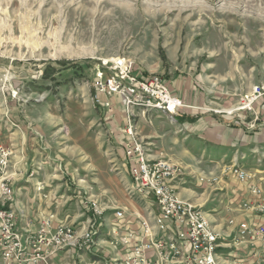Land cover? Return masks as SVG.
Returning a JSON list of instances; mask_svg holds the SVG:
<instances>
[{"label":"rangeland","instance_id":"obj_1","mask_svg":"<svg viewBox=\"0 0 264 264\" xmlns=\"http://www.w3.org/2000/svg\"><path fill=\"white\" fill-rule=\"evenodd\" d=\"M119 58L132 62L136 74L191 77L217 102L211 112L234 116L236 127L254 133L263 124L264 0H0V142L12 141L5 121L13 128L16 120L29 123L49 162L67 174L65 193L89 197L104 212L84 193L91 185L95 193L96 171L82 161L69 131L71 121L96 118L91 78L97 67ZM254 88L260 94L242 104ZM238 157H225L215 175L230 174L240 184L222 171L233 162L242 167ZM206 173L204 185L218 181ZM80 177L86 181L77 185ZM102 236L107 238L100 228L96 237Z\"/></svg>","mask_w":264,"mask_h":264},{"label":"crops","instance_id":"obj_2","mask_svg":"<svg viewBox=\"0 0 264 264\" xmlns=\"http://www.w3.org/2000/svg\"><path fill=\"white\" fill-rule=\"evenodd\" d=\"M165 80L171 93L177 95L184 105L174 114L151 109L145 115L139 112L133 117V111V131L143 142L146 155L149 158L165 157L182 167V175L174 182L176 192L181 199L199 205L217 231L238 228V220H232V224L226 220L231 216L244 218L253 225L264 223V216L240 210L241 202L248 197L244 185L236 183L230 174L226 177L215 175L225 157L230 158L239 152L238 163L255 174L264 198V120L259 131L254 133L236 127L232 124L234 116L211 112L217 102L209 96V89L191 77L177 75ZM103 100L106 104L95 107L97 116L94 120L71 121L73 127L69 133L73 145L83 152L82 161L88 159L86 166L96 171L98 184L94 185L95 193L90 190L92 185L85 186L84 193L94 196L105 207L100 228L107 238L95 237L94 245L83 250H63L50 259V264H121L126 250L114 244L111 238V233H117L113 221L116 208L123 211L120 219L122 232L131 231L134 238L148 240L143 236L139 222V216H142L155 237H162L161 222L157 220L158 206L148 195H137L132 191V177L124 158L126 113L122 97L114 95ZM16 122V128L8 121L4 127L7 129L5 137L13 141L9 145L13 148L8 173L11 175L18 226L35 230L40 219L50 213L54 214V222L61 221L75 227L84 223L90 212L78 193H65L69 184L65 178L67 174L58 163L53 165L54 162H49L34 127L24 121ZM14 123L11 120V124ZM95 124L97 127H93ZM70 125L68 123V127ZM110 153L113 156L109 157ZM55 157L60 159L58 155ZM95 158L102 160L104 167L100 168ZM206 160L214 161L209 163ZM86 166L81 170L85 172ZM210 171L218 181L204 185L205 180L201 178L206 179V172ZM80 181L86 179L78 178L77 185H81ZM208 189L213 190L212 194ZM165 233L168 237H177L174 226H165ZM233 238L227 236V246L218 248L222 263L229 262L223 258L226 256L251 257L254 250H263L262 246L251 247L248 242L232 248Z\"/></svg>","mask_w":264,"mask_h":264},{"label":"built area","instance_id":"obj_3","mask_svg":"<svg viewBox=\"0 0 264 264\" xmlns=\"http://www.w3.org/2000/svg\"><path fill=\"white\" fill-rule=\"evenodd\" d=\"M94 95L98 106L106 104L103 98L120 95L126 113L123 133L126 135L124 158L127 169L142 192L152 198V202L161 210L162 238L168 240L165 226H175L177 237L188 245L190 264H209L207 251L210 245L227 246V236H234V247L238 248L243 242H248L251 247L262 246L263 250H254L251 257H238V262H230V256L223 257L229 264H264V223L250 224L244 218L237 219L231 216L226 220H238V228L231 231H211L203 224L199 213V205L188 206L174 197L170 186L158 183V176L172 178L178 171V164H169L165 157L141 159L138 143H143L135 131H127L129 111L137 109V102H163L177 112L184 104L181 99L171 93L166 80L158 74H136L132 62L124 58L104 62L97 67L91 78ZM259 90L241 97L242 104H250L259 95ZM146 111H141L144 114ZM8 145L0 142V174L8 170ZM244 185L248 197L241 202L240 210L264 216V198L261 187L254 181L255 174L248 170H234L223 167ZM217 178V177H216ZM216 178L206 181L216 180ZM13 186L11 177H6L4 184L0 185V264H50V259L63 251L64 237L74 234L73 224L61 221L54 222V214L43 216L35 230H31V242L23 243V227L18 226V217H10L9 204H13ZM84 206L93 212L91 228H86V234L80 235V241L71 246L72 250L86 249L94 245L95 228L99 226V214L103 209H97L94 200L84 198ZM105 208V207H104ZM187 211L197 213V221L187 219ZM123 211L114 209V223L117 233H111L114 244L125 248V264H154L155 257H162V264H173L176 256L172 248L168 250L155 249L152 242L134 238L131 231L122 232L120 219ZM140 225L143 227V236L147 239L144 218L139 216ZM150 252V254H148Z\"/></svg>","mask_w":264,"mask_h":264},{"label":"bare ground","instance_id":"obj_4","mask_svg":"<svg viewBox=\"0 0 264 264\" xmlns=\"http://www.w3.org/2000/svg\"><path fill=\"white\" fill-rule=\"evenodd\" d=\"M92 90H93V84H92ZM91 96H92L93 103L97 105L96 97L94 95V90ZM137 107L142 108V109H147V110L148 109H156V110L158 109V110L166 111L171 114L174 112L172 110V107H168L167 104L163 102H154V103H150V105H147L146 102H137ZM132 114H133V111H129V120H127V131H133L131 117H130ZM8 149H10V151H8V162H9L10 161L9 156L12 151H11L10 146H8ZM138 150L140 151L141 159H148L142 143H138ZM169 164H176V163L172 162L169 159ZM8 166H9V163H8ZM226 167L234 168V170L245 169L243 167H236L234 163ZM178 171L179 172H175V174H173L172 178H165V176H158V183H160V185H163V186H170V190H172L173 196L178 197V200H180L181 202L188 204V206H195V204L187 200L181 199L176 192L174 182L183 173L179 165H178ZM222 171H224V169H222ZM6 177H11V175L8 173V170H2V174H0V185L4 184V182L6 181ZM132 191L140 195L141 194L147 195L142 192L141 188L138 187V184L135 181V179H133V177H132ZM13 203H14V195H13ZM94 204L97 209H102L96 204L95 201H94ZM199 213H200V217L202 218L203 224L206 225L207 229L211 231H217L215 229V226L209 220L207 213L200 206H199ZM9 214H10V217H18L17 211L13 207V204H9ZM103 214H104V210H102L101 213L99 214V224L100 225L97 226V228H95L94 242H95V237L98 235L100 227H101V218ZM87 219H93V212H91V215ZM160 219H161V210H159V214L157 216L158 222H160ZM187 219L189 221H197V213L194 211H187ZM228 223L232 224V220H229ZM144 224H145V230L147 232L148 242H152V245L154 246L155 249L168 250V246H169L170 248H172L173 253L176 255L174 256L173 264H190L188 245L184 244V242H182V239L178 237H168V240H167L166 238H162L160 236L155 237V234L148 227L146 220H144ZM86 228H91V221H86L85 225L74 228V234L65 236L63 250H66V251L71 250V246L80 241V235L86 234ZM30 242H31V230L24 228L23 243H30ZM233 243H234V238H233ZM219 247L220 246L218 245H210V251H207V260L209 264H229V262L222 263L219 260V257H220L219 251H218ZM75 250H83V249H75ZM230 262H238V258H236V256H230ZM121 264H125L124 258L121 259ZM154 264H162V257H155Z\"/></svg>","mask_w":264,"mask_h":264}]
</instances>
